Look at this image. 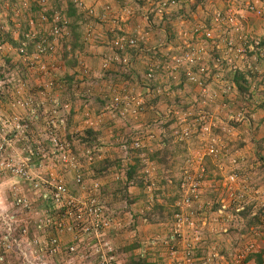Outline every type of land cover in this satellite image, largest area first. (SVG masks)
Listing matches in <instances>:
<instances>
[{
    "label": "rangeland",
    "instance_id": "rangeland-1",
    "mask_svg": "<svg viewBox=\"0 0 264 264\" xmlns=\"http://www.w3.org/2000/svg\"><path fill=\"white\" fill-rule=\"evenodd\" d=\"M68 1L0 2V45L4 47L0 53V105L11 129L27 116L20 105L29 100L42 118L35 126L37 139L26 143L47 140L50 131L45 122L68 115V110L57 111L50 101L48 86L57 82L59 88L53 94L58 99L61 95L68 106L69 132L93 129L100 133L91 150L92 161L86 155L88 164L83 168L92 171L85 187L96 189L94 197L100 205L117 212L122 228L111 238L118 252L134 242L145 251L153 245L161 251L158 264H170L163 242L169 238L175 208L184 194L182 187H188L185 179L198 173L202 182L193 207L198 219L207 221L202 236L212 248L200 246L202 238L192 250L193 263L208 261L217 239L221 240L216 248L219 256L228 260L229 242L233 244L250 221L249 217L233 218L231 231L220 236L216 233L211 217L218 205L227 203L224 185L229 176L237 173L246 179L238 188L248 191L247 203L257 204L256 196L264 197V19L248 10L250 5L261 9L264 0H203L194 11L195 0L166 10L149 0H70L77 7L76 22L67 18ZM178 12L182 13L173 15ZM218 14L231 19L217 22ZM41 15L47 18L46 25L56 16L68 25L75 23L82 33L83 50L77 64L71 66L69 47L63 40L59 55L39 60L47 72L35 77L29 62L22 64L14 43L30 18L38 21L39 31L47 28L39 22ZM67 31L70 40L72 33ZM87 31L89 38L85 37ZM206 31H210L211 40ZM133 34L141 36L140 43L133 48L124 46L122 39ZM228 41L233 43L231 50ZM239 76L245 81L240 82L246 87L244 94L237 90L235 78ZM6 130L11 131L10 127ZM8 135L12 145L2 146L5 156L18 157L21 135L14 136L12 131ZM74 147L77 158L88 153L83 147ZM164 150L172 155H168L166 166L157 163L159 156L151 160L154 153ZM56 159L50 156L46 167L60 172L64 167ZM105 160L111 163L108 174L94 179V168ZM136 160L140 161L136 179L142 186L130 185L127 196L125 173ZM21 182L10 177L1 183V200L9 202L14 188L26 192ZM155 207H161L160 211ZM148 213H153L157 223L144 218ZM260 245L262 255L264 238ZM119 256L122 264L125 256ZM247 261L257 264V256L251 255Z\"/></svg>",
    "mask_w": 264,
    "mask_h": 264
},
{
    "label": "built area",
    "instance_id": "built-area-1",
    "mask_svg": "<svg viewBox=\"0 0 264 264\" xmlns=\"http://www.w3.org/2000/svg\"><path fill=\"white\" fill-rule=\"evenodd\" d=\"M149 1L161 10L185 2V0ZM78 5L81 6V3ZM251 6L253 5L248 8L250 13L264 19V7L258 10ZM230 19V16L224 17L222 14L215 17L217 22L230 21ZM28 21V29L23 34V40L16 52L22 59V64L29 62L28 65L36 77L47 72V67L41 65L39 60L59 55L62 41L69 37V32L66 30L67 22L61 21L57 16L46 25L47 18L41 15L39 22L47 27L42 31L36 29L38 26L36 20L30 18ZM59 24L61 27L58 26ZM47 30L48 37L40 35L41 32L45 33ZM204 34L211 40L210 31ZM135 35L133 34L132 38L127 40L122 39L121 43L133 48L135 44H138L137 41L142 39L141 36L138 38ZM85 37H90L89 31ZM227 47L231 50L233 43L228 41ZM3 49L4 47L0 45V53ZM151 76L149 73L148 77ZM53 84L51 81L48 86L50 91H52ZM51 97L52 106L60 108V101L56 95ZM125 99L128 100L129 97ZM20 107H25L28 114L24 120L17 121L12 130V123L2 114L0 105V185L10 177H18L27 187L26 192L14 188L9 202L1 200L2 197H0V264H120L118 248L113 243L111 235L122 228V223L118 220L117 212L100 205L99 200L94 197L96 189L88 190L89 188L86 189L85 184L81 183L82 174L79 169L83 168V164L78 159L79 157L71 154V143L62 138L67 124V118L64 115L65 119L52 118L45 122V129L50 131L47 141L50 144L52 157L57 156V162L64 167L60 172L47 169V164L51 162L50 158L47 163L40 161L38 165L35 164V159H33L35 149L43 148L41 147L42 142L38 140L35 142L37 146L35 149L25 144L18 154H15L18 157L5 156L2 146L11 147L12 139L11 135H8L11 131L14 136L20 134L19 137H22L24 142L37 139L38 136L32 133L31 123L41 120L39 111L29 100ZM37 107L40 106L37 105ZM63 107L64 109L59 110L58 108L57 111L67 112L68 110L69 114L67 104ZM54 111L52 109L50 112L54 113ZM7 127H10L11 131H7ZM135 146L140 148L139 143H135ZM86 152L88 153H85V157L89 155L88 160L92 161L91 152ZM201 173L204 174V170H201ZM239 176L237 173L229 176L224 185L227 191V203L223 201V204L214 212V218L211 217L218 235L226 233L225 226L234 217L232 212L242 210L247 204L248 191L245 188L242 190L238 188L243 186L246 179ZM185 180L188 182V187L185 190L182 187L184 196L182 195L175 208L169 238L162 241L168 252L170 264H194L192 250L202 241L203 228L207 225V221L198 219V211L193 207L198 199L202 175L197 173V176ZM67 183L77 186L79 191L76 193H82L83 197L79 199L76 194H72L67 188ZM242 201L245 203H241ZM255 202H258V206L264 210V197L256 196ZM33 203L36 206L32 209ZM152 248H154L153 245ZM231 248L233 256L227 264H249L247 257L260 251L257 240L254 237L253 240L248 239L246 235H241L239 242L229 245L228 249L231 250ZM150 250L152 249L148 248L145 251L140 248L136 254L145 258ZM212 252L208 256V261L202 260L203 264H209L210 261L213 264L216 260L222 261L216 248Z\"/></svg>",
    "mask_w": 264,
    "mask_h": 264
},
{
    "label": "trees",
    "instance_id": "trees-1",
    "mask_svg": "<svg viewBox=\"0 0 264 264\" xmlns=\"http://www.w3.org/2000/svg\"><path fill=\"white\" fill-rule=\"evenodd\" d=\"M202 1L203 0H195L194 5L191 6V10L194 11L195 8L198 6V4H201ZM76 8H77L76 5H74L73 2H71L69 0L66 14H67V18H69L71 20H74L73 22H76L75 16L77 15V12H78ZM30 10L32 11L31 8H30ZM180 13H182V12L174 13L173 15L176 16V15H178ZM64 20L65 19H61V21H64ZM61 24H63V22ZM28 25H29V23H28ZM58 26L61 27L60 24ZM27 29H28V27H25L23 29V31H22L19 39H18V42L14 43V44H16L17 47L20 45L21 41L23 40V34H24V32H26ZM66 30H70L71 33H72L71 39L68 40V39L65 38L64 42H65V40L67 41L65 47H69L70 54L68 53V55H70V58H72V60H70V65L71 66H75V64H77V61H78V55L83 50L82 49L83 48V45H82L83 41L81 39L82 38V33L80 31V28L75 23H71L70 25H68V23H66ZM40 35H44V36L48 37L49 36L48 30L45 33L41 32ZM7 40H9L10 43L12 42L9 36H7ZM139 43H140V41H139ZM116 53H119V51H117ZM66 56H67V54H66ZM146 74H149V73H146ZM235 81H236V84H237V90H239L241 93L243 92V94H244L245 91H246V87L244 88V86L240 84V82H244V84H245L243 76L236 77ZM151 86L154 87L153 85H151ZM152 87H151V89L153 90ZM58 88H59L58 83L54 82L52 91L50 93V96L54 95L53 93H55L58 90ZM62 98L63 97L60 95L59 96V101H60L59 105L61 107L60 108L58 107L59 110L63 108V105H66V102H63ZM69 115H70V111H69V114L66 116V118H67V124H66V128H65L66 130H65L62 138H63V140L68 141V142L71 143V150H70L71 154L73 156H77V150L74 147L75 145L78 146V147H83L85 149V151H90L91 152V150L95 146H97V139L99 138V134L100 133L99 132L98 133L94 132L93 129H87V130H84L82 132L76 131L75 133L71 134L69 132L70 131L69 130L70 129V125H69V120H68V116ZM40 122H41V120L34 121L31 124V127L34 128V125H36L37 123H40ZM23 143H24V141H22L19 144L22 147H24ZM30 146L32 148H34V149L37 147V146H35V144L31 145V143H30ZM41 147H43V148L42 149L40 148L39 150L35 149L36 150L35 151V156H33V159H35V164L36 165H38L40 163V161H44V163H47L48 158H50V156L52 157V154H51L52 151L50 149V144H49V142L47 140L42 143ZM43 154H44V156H43ZM92 154H93V152H91V155ZM168 155H171V153L169 151H167V150H164L161 153H154V155L151 156V160H154V158L158 159V156H159L160 158L158 159L157 163H162L164 166H166L168 164ZM78 159L83 164V166L85 164H88L87 157L78 158ZM110 164L111 163H109L108 160H105L102 163H100L98 168H94V172H92V177L94 179H100L101 177L106 176L108 174L109 167L111 166ZM139 164H140V161L136 160L135 165H133V166L130 165L127 168V170H126L125 174H126V177H127V180H126L127 184L124 186L123 189H124V192H126L127 196H129L128 195L129 194L128 193V187L130 185L136 184V185H138L140 187L142 186V182L138 181L136 179V174H137V170H138ZM112 165H114V164H112ZM91 171L92 170H90V169L86 170L85 168L79 169L80 174H82L81 183H84L85 186H87L86 182H88L89 179H90L89 174L91 173ZM21 184H22V182H21ZM73 187H77V186L67 183V188L70 189L72 194H75V191L77 192V190L79 191V189H72ZM175 200H176V198H175ZM129 203L132 204V201H129ZM38 205H39V203H38ZM35 206H36V204L33 203L32 204V209L35 208ZM160 208L161 207H159V208L155 207V210H159L160 211ZM217 208H219V205L217 206ZM217 208L215 209V211L217 210ZM152 214L153 213H150V214L148 213V214H146L144 216V218H146L147 220H149L153 224L157 223V221L152 218V216H151ZM233 216H234V218H239V219H243V218L246 219L247 217L250 218V221L249 220L247 221V227H245V229L243 230V234L246 233L249 237H254L258 241V244L260 245V240L264 238V210L261 209L257 204H255V203L251 204L250 203L249 205L247 204V206H245L242 210L237 211L236 213L234 212ZM32 219L33 218H31V220ZM233 222L234 221H233V218H232L230 220V223H229L230 227L228 226L229 224H227L225 226L226 233H228L229 231H231L233 229V226H232ZM231 227H232V229H231ZM140 246H141L140 243L134 242L131 245L119 248L118 255L120 253V255L122 254V255L125 256V260L122 261V264H158V259L160 258L159 254H160L161 251L159 249L151 248L152 250L150 252H148V255L145 258H141L137 254L135 255V251L137 249H140ZM257 258H258L257 259V264H264V263H262L261 255H258ZM119 260L121 261L120 256H119ZM247 260H248V257H247Z\"/></svg>",
    "mask_w": 264,
    "mask_h": 264
},
{
    "label": "crops",
    "instance_id": "crops-1",
    "mask_svg": "<svg viewBox=\"0 0 264 264\" xmlns=\"http://www.w3.org/2000/svg\"><path fill=\"white\" fill-rule=\"evenodd\" d=\"M203 233H204V231H203ZM203 233H202V234H203ZM208 237H210L209 234H208ZM202 238H203L204 242H201L200 246L202 245L203 248H206V247H207V248H212V245H211L210 247L206 246V245H207V244H206V241H207V240L205 241L204 236H203ZM218 238H221V237H218ZM213 240H214V239H213ZM218 241H219V239H217V242H216V244H215L216 248H217V246H220V244H221V243H220L221 240H220L219 242H218ZM237 241H239V236H238V238H236V239L234 240V243H233V244L237 243ZM229 244H230V245H233V244L230 243V242H229ZM221 251H222V249H221ZM202 253H204V251H202ZM226 254H229V257H230V258H229L228 260L225 259V261H224V259L221 258L222 261H221V260H218V262H216V263H214V264H227V263H229V262L231 261V259H232L233 251L227 249V253H226ZM135 255H136V251H135ZM255 255L258 256L259 254H255ZM260 255H261V254H260ZM257 259H258V258H257ZM261 259H262V263H264V256H263V255H261ZM226 261H227V263H226ZM199 262L202 263V259H199ZM249 262H251V264H253L252 261H249ZM249 262H248V263H249ZM198 264H199V263H198ZM249 264H250V263H249Z\"/></svg>",
    "mask_w": 264,
    "mask_h": 264
},
{
    "label": "clouds",
    "instance_id": "clouds-1",
    "mask_svg": "<svg viewBox=\"0 0 264 264\" xmlns=\"http://www.w3.org/2000/svg\"><path fill=\"white\" fill-rule=\"evenodd\" d=\"M2 1H4V0H0V2H2ZM14 1H15V0H14ZM32 123H33V122H32ZM32 123H31V124H32ZM35 126H36V125H34V128L31 127L32 133H33L34 135H35V130H36V129H35ZM36 134H37V133H36ZM20 138L22 139V137H20ZM22 141H24V140L22 139ZM25 144H27V143L24 142V145H25ZM247 204H249V203H247ZM247 204H246L245 206H247ZM257 205H258V204H257ZM245 206H244V207H245ZM232 214H233V212H232ZM233 218H234V217H233ZM225 234H227V233H225ZM225 234H224V235H225ZM243 235H246V236H247V234H243ZM240 236H241V235H240ZM240 236H239V238H240ZM202 237H203V236H202ZM249 239H252V240H253V237H249ZM237 242H239V241H237ZM257 244H258V241H257ZM258 245H259V244H258ZM259 247H260V245H259ZM232 250H233V249H232ZM256 254H259V255L261 254V248H260V251H259L258 253H256ZM262 255L264 256V254H262ZM250 256H251V255H250Z\"/></svg>",
    "mask_w": 264,
    "mask_h": 264
}]
</instances>
